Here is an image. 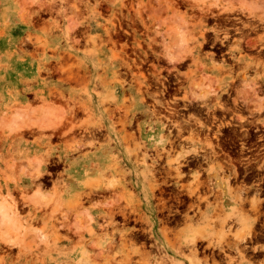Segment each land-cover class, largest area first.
I'll return each instance as SVG.
<instances>
[{
    "label": "rangeland",
    "instance_id": "1",
    "mask_svg": "<svg viewBox=\"0 0 264 264\" xmlns=\"http://www.w3.org/2000/svg\"><path fill=\"white\" fill-rule=\"evenodd\" d=\"M253 196L264 0H0V264H224Z\"/></svg>",
    "mask_w": 264,
    "mask_h": 264
},
{
    "label": "bare ground",
    "instance_id": "2",
    "mask_svg": "<svg viewBox=\"0 0 264 264\" xmlns=\"http://www.w3.org/2000/svg\"><path fill=\"white\" fill-rule=\"evenodd\" d=\"M175 53V52H174ZM167 56V55H166ZM179 56V55H178ZM168 61L172 60L171 62H173V60L176 58L174 55H168ZM199 99V98H198ZM260 137V136H259ZM252 161V160H251ZM258 165V164H257ZM173 166V165H172ZM245 166V165H244ZM165 174V173H164ZM168 174V173H167ZM262 174V173H261ZM226 183V181H225ZM224 186V185H223ZM227 190V186L225 187ZM244 190V189H243ZM242 191V190H241ZM255 192V191H254ZM228 193V192H227ZM255 193H258L255 192ZM254 193V194H255ZM229 194V193H228ZM226 194V200L228 201L229 199H231L230 195ZM242 194V193H240ZM243 195V194H242ZM228 198V199H227ZM249 203V212L251 215H253L252 217H250L249 213H237V215L234 217V220L237 221L240 219V217H243V222L245 225H247L246 228L235 232L231 235H229V229H228V225H227V220L230 218V216L227 214L223 219L222 222L223 223L222 226V240L220 242H218V244H213V247H216V249H218L222 254H224L223 256V260H224V264H233L235 263V258H231L229 253L231 251H239L242 252L245 250H247V248H251L252 252L254 251L255 254H264V246H258L257 244L260 242L259 240L262 239L263 237L259 235V233H256L255 227L256 225H259V221L260 219L262 220V224L259 225L260 229L259 230H264V206L262 205V203L264 204V202L253 196L251 198V200H248ZM244 205V204H243ZM3 204L0 202V215L2 218H7V213L3 208ZM120 210V209H119ZM116 211V210H115ZM229 212V211H228ZM121 213V212H120ZM114 214V213H113ZM112 215V214H111ZM233 240H231V238ZM259 241V242H258ZM258 242V243H257ZM192 243H194V241H192ZM255 243V244H254ZM257 243V244H256ZM248 244V245H247ZM250 244V245H249ZM209 245V244H208ZM209 247V246H208ZM212 247V246H211ZM199 249V248H198ZM205 252V251H204ZM219 253V252H218ZM220 254V253H219ZM251 254V253H250ZM254 254V255H255ZM211 257V256H210ZM259 257V256H256ZM260 257H264V255H261ZM252 258V256H251ZM242 261H245L246 264H253L252 262L248 261V260H244L243 256H241ZM215 262V260L213 261V264H221ZM244 263V262H242ZM262 263L264 264V260L262 261ZM192 264V263H191Z\"/></svg>",
    "mask_w": 264,
    "mask_h": 264
},
{
    "label": "flooded vegetation",
    "instance_id": "3",
    "mask_svg": "<svg viewBox=\"0 0 264 264\" xmlns=\"http://www.w3.org/2000/svg\"><path fill=\"white\" fill-rule=\"evenodd\" d=\"M187 165H189V164L188 163L182 164V166H184V167H187ZM188 169H190V168H188ZM181 172H182V175H184V172L182 170H181ZM174 176H175V174H174ZM173 183H174V181H173ZM173 186H175V185L173 184ZM185 196L189 197L190 195L187 193ZM186 198L179 199V198H176V197L173 196L172 203H170V205L173 206V209H171L172 213L169 214V215H173V223H176V216L183 215V211L186 208L189 207L191 209V207H193L194 205H196V206L198 205L199 206V204H195V203L191 204L190 202L187 201ZM173 227H174V225H173ZM205 246L206 245H204L203 248H205ZM200 252H203V250H201ZM212 253H213V250L210 252V256L212 255ZM215 254H217V253H215Z\"/></svg>",
    "mask_w": 264,
    "mask_h": 264
}]
</instances>
